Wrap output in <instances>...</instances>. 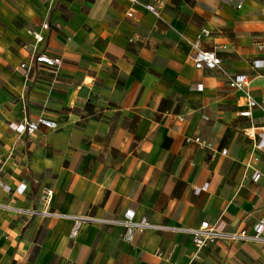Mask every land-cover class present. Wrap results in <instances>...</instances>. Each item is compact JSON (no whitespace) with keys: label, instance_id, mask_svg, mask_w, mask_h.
<instances>
[{"label":"crops","instance_id":"obj_1","mask_svg":"<svg viewBox=\"0 0 264 264\" xmlns=\"http://www.w3.org/2000/svg\"><path fill=\"white\" fill-rule=\"evenodd\" d=\"M147 3L0 0V205L65 216L0 207V264H264V243L228 241L192 261L182 231L208 221L252 233L264 218V149L252 158L264 112L241 116L245 92L230 87L245 75L264 102V66L255 67L264 0L241 9L234 0H161L158 16ZM197 48L216 52L221 67L196 69ZM42 53L62 60L58 71L32 61ZM40 119L57 128L10 127ZM197 137L213 150L187 142ZM45 189L54 191L49 207ZM128 210L177 230L129 243L122 227L91 220Z\"/></svg>","mask_w":264,"mask_h":264},{"label":"built area","instance_id":"obj_2","mask_svg":"<svg viewBox=\"0 0 264 264\" xmlns=\"http://www.w3.org/2000/svg\"><path fill=\"white\" fill-rule=\"evenodd\" d=\"M134 4H140L141 0H130ZM238 4V9H241L243 6L244 0H234ZM160 2L161 0H149V3L145 5L146 9L158 16L160 12ZM135 15V10H131L128 13V17L132 18ZM49 23L46 22L43 24L42 29L44 31H49ZM34 39L36 45L42 44L45 42V36L42 33H34ZM260 49L264 50V45L260 44ZM33 62L37 64H42L47 67L56 69L60 68L62 65V60L58 57H53L47 53L37 54L32 59ZM194 64L196 69H210L216 70L219 69L222 65V60L218 56L216 52L211 51H202L200 49H196V54L194 56ZM264 66V61L258 60L255 62L256 68H262ZM23 69L31 70V67H28L27 64H23L21 66ZM249 80L245 75H238L233 77L230 80V87L236 90H243L245 92L246 100H247V110L241 113L243 117H251L252 111L254 109H261L264 112V102L258 103L250 91L248 90ZM198 91L203 90V85L197 86ZM46 126L51 129H56L57 125L53 122L47 121L45 119H40L37 122L25 121L22 123H12L10 125L11 129L18 133L19 135H23L25 133H35L38 131L40 126ZM261 130V141L255 146V149L252 153V158H255L256 150L264 149V122L260 128ZM187 142H195L196 144L213 150V145L206 140L197 137L195 139H187ZM223 155L227 154L226 150L222 151ZM262 173L259 170H255L251 179L254 183H258L262 179ZM19 192L23 191V188L18 190ZM54 196V191L51 189H45L41 196L40 201L46 207L51 205L52 199ZM0 207L5 208L9 211L15 212L20 215H25L27 217L33 218L36 216H44L51 218H62L65 217L61 214L51 212L49 210L39 211L37 209H23L16 207H9L0 205ZM94 222L100 224H106L110 226H120L125 230V240L129 243L134 242L137 234H143L148 230H177L171 229L169 227H157L152 225L147 217H143L140 220L136 219V212L134 210H128L125 212L123 218H111V219H91ZM184 233H187L192 236L193 245H194V254L192 257V261H197L200 259L201 254L204 249L208 246L216 244L220 241H228V242H244V243H264V218L260 219L259 222L254 226L252 233H250L247 229H242L234 232H224L217 229L216 225L205 221L201 224V226L197 229H182Z\"/></svg>","mask_w":264,"mask_h":264}]
</instances>
